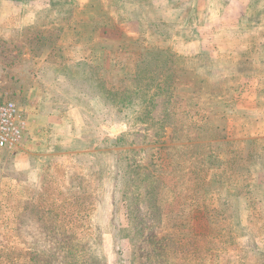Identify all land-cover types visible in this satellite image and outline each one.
<instances>
[{"label": "rangeland", "instance_id": "obj_1", "mask_svg": "<svg viewBox=\"0 0 264 264\" xmlns=\"http://www.w3.org/2000/svg\"><path fill=\"white\" fill-rule=\"evenodd\" d=\"M0 93V264L264 253V0H0Z\"/></svg>", "mask_w": 264, "mask_h": 264}, {"label": "built area", "instance_id": "obj_2", "mask_svg": "<svg viewBox=\"0 0 264 264\" xmlns=\"http://www.w3.org/2000/svg\"><path fill=\"white\" fill-rule=\"evenodd\" d=\"M28 122L14 100L0 93V149H9L22 142Z\"/></svg>", "mask_w": 264, "mask_h": 264}, {"label": "trees", "instance_id": "obj_3", "mask_svg": "<svg viewBox=\"0 0 264 264\" xmlns=\"http://www.w3.org/2000/svg\"><path fill=\"white\" fill-rule=\"evenodd\" d=\"M237 197H238V196H237ZM237 200L240 201V200H239V197L237 198ZM225 203H226V202H225ZM224 205H225V204H224ZM227 206L230 207L231 204H230V205H227ZM223 207H224V206H222V207L220 208V211H221L220 213H222V214H223V212H222V208H223ZM237 210L240 211L241 209H240V208H237ZM225 212H226V211H225ZM225 219H228V220H229L230 217H228L227 214H226V218H225ZM225 219H223V220H225ZM243 219H244V218H241V219L238 220V221H239V222H242ZM227 230H232V231H234V230H233V226L228 227ZM227 234H228V232H227ZM223 235H224V234H223ZM256 245H258V244H256ZM250 251H251V252H250ZM251 255L257 257V258H256L257 263L260 262L259 259H261V260L264 259V253H262L260 249H257V248L255 247V248H253V250H251V249H249L248 247H246L245 251H243V252L238 251V254H237L236 258H235V259H230V260H228V261L226 262V264H245V260H244V259L250 257ZM221 257H222V254H220V253H216V254H215V262H216V264H219V263H220ZM251 258H252V257H251Z\"/></svg>", "mask_w": 264, "mask_h": 264}]
</instances>
